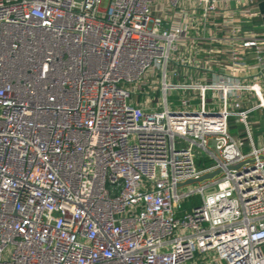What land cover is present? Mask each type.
Instances as JSON below:
<instances>
[{
  "label": "built area",
  "instance_id": "obj_1",
  "mask_svg": "<svg viewBox=\"0 0 264 264\" xmlns=\"http://www.w3.org/2000/svg\"><path fill=\"white\" fill-rule=\"evenodd\" d=\"M221 2L0 0V264H264V40Z\"/></svg>",
  "mask_w": 264,
  "mask_h": 264
},
{
  "label": "crops",
  "instance_id": "obj_2",
  "mask_svg": "<svg viewBox=\"0 0 264 264\" xmlns=\"http://www.w3.org/2000/svg\"><path fill=\"white\" fill-rule=\"evenodd\" d=\"M240 0H223L222 10H232L237 7ZM255 15L252 18L246 19L244 22H239V29L242 33L247 35H256L261 37L264 40V0H256L255 2ZM224 17V16H223ZM223 17L219 15L214 18V22L218 24L222 21ZM235 22V23H236ZM207 37L216 36L218 39L214 42L216 48L225 47L226 40L230 37L229 33L226 30H208ZM245 67L246 70L238 72V76H243L248 81H252L257 84L259 88L260 96L257 94L249 93L243 99L242 107L249 109L248 113V130L253 142L256 145L264 143V59L260 62H256L254 57L247 56L245 58ZM185 73L180 74L176 81H184L192 76L195 79L201 78L202 76H210V72H206L200 69H183ZM212 70L217 72V67L212 65ZM237 73V72H236ZM263 73V74H262ZM228 129L232 135L238 136L242 139H247V132L245 126L238 122L234 117L228 118ZM234 129L232 132L231 130ZM244 150L248 149V145L245 144L243 147ZM264 248V245L263 247Z\"/></svg>",
  "mask_w": 264,
  "mask_h": 264
},
{
  "label": "water",
  "instance_id": "obj_3",
  "mask_svg": "<svg viewBox=\"0 0 264 264\" xmlns=\"http://www.w3.org/2000/svg\"><path fill=\"white\" fill-rule=\"evenodd\" d=\"M211 142L214 143L213 140H212ZM262 158H264V155L262 156ZM238 165H239V164H236V165H233V166H231V167H238ZM219 172H220V170L218 169V170H215V171L210 172V173H205V174H203L202 176L198 177L197 179H193V180H188V181H186V183L199 182V181H202V180H204V179L211 178V177H213L215 174H217V173H219Z\"/></svg>",
  "mask_w": 264,
  "mask_h": 264
},
{
  "label": "rangeland",
  "instance_id": "obj_4",
  "mask_svg": "<svg viewBox=\"0 0 264 264\" xmlns=\"http://www.w3.org/2000/svg\"><path fill=\"white\" fill-rule=\"evenodd\" d=\"M191 201H192V203L193 202H196L197 201V197L196 196H194V197H192L190 200H188V201H186L187 203H191ZM187 203H184V204H186V205H188ZM263 250H264V248H263Z\"/></svg>",
  "mask_w": 264,
  "mask_h": 264
},
{
  "label": "trees",
  "instance_id": "obj_5",
  "mask_svg": "<svg viewBox=\"0 0 264 264\" xmlns=\"http://www.w3.org/2000/svg\"><path fill=\"white\" fill-rule=\"evenodd\" d=\"M231 131L233 132V131H234V129H232ZM184 206L186 207L187 205H186V204H184Z\"/></svg>",
  "mask_w": 264,
  "mask_h": 264
}]
</instances>
